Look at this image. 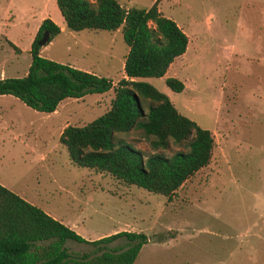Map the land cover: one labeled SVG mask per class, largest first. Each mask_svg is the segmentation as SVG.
I'll list each match as a JSON object with an SVG mask.
<instances>
[{"label": "rangeland", "instance_id": "rangeland-1", "mask_svg": "<svg viewBox=\"0 0 264 264\" xmlns=\"http://www.w3.org/2000/svg\"><path fill=\"white\" fill-rule=\"evenodd\" d=\"M116 1L148 8L155 0ZM156 8L180 27L187 45L163 76L137 80L210 132L208 164L166 199L71 164L58 139L65 126L84 125L107 111L112 89L63 99L50 113L0 95V185L85 240L121 230L144 233L148 241L132 264H264V0H156ZM44 18L61 29L40 46L41 57L105 77L113 86L124 77L121 26L71 31L55 0H0V78L25 74ZM166 77L181 81L183 89L171 91ZM147 104L142 101L144 110ZM118 136L151 152L139 129ZM176 150L184 148L169 144L157 151L169 156ZM125 243L118 238L109 246ZM65 247L93 249L72 241Z\"/></svg>", "mask_w": 264, "mask_h": 264}, {"label": "trees", "instance_id": "trees-1", "mask_svg": "<svg viewBox=\"0 0 264 264\" xmlns=\"http://www.w3.org/2000/svg\"><path fill=\"white\" fill-rule=\"evenodd\" d=\"M68 30L114 31L121 26L127 46L124 77L112 82L93 73L41 57L37 41L43 32L49 42L59 28L49 18L41 20L30 43V62L21 77L0 78V95H10L26 107L53 112L66 98L113 91L110 107L81 125L65 126L59 141L71 164L106 173L125 185H135L170 199L176 189L209 162L213 140L210 132L180 114L165 94L144 77H161L174 58L182 55L187 36L156 8H124L116 0H55ZM173 92L181 81L166 77ZM142 101L148 102L145 110ZM139 129L151 150L135 149L118 134ZM169 144L181 146L169 156L157 150ZM123 238L122 247L109 244ZM66 241L93 247L88 252H69ZM148 241L142 232L121 230L94 240H85L41 209L0 185V264H132Z\"/></svg>", "mask_w": 264, "mask_h": 264}, {"label": "water", "instance_id": "water-1", "mask_svg": "<svg viewBox=\"0 0 264 264\" xmlns=\"http://www.w3.org/2000/svg\"><path fill=\"white\" fill-rule=\"evenodd\" d=\"M47 39H48V34L43 32L41 37H40V39L37 41V44L39 46H42V45H44L46 43Z\"/></svg>", "mask_w": 264, "mask_h": 264}, {"label": "crops", "instance_id": "crops-1", "mask_svg": "<svg viewBox=\"0 0 264 264\" xmlns=\"http://www.w3.org/2000/svg\"><path fill=\"white\" fill-rule=\"evenodd\" d=\"M59 29H61V28H59ZM3 78H4V77H3ZM127 231H129V230H127ZM150 242H153V241H150ZM154 242L158 244V242H156V241H154Z\"/></svg>", "mask_w": 264, "mask_h": 264}]
</instances>
